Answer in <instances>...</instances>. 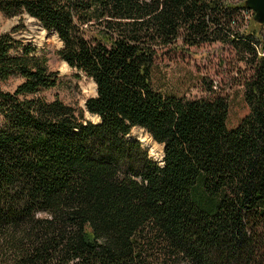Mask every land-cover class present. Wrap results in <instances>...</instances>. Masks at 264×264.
<instances>
[{
	"label": "trees",
	"instance_id": "1",
	"mask_svg": "<svg viewBox=\"0 0 264 264\" xmlns=\"http://www.w3.org/2000/svg\"><path fill=\"white\" fill-rule=\"evenodd\" d=\"M0 14L54 32L59 58L95 84L84 106L99 118L28 98L59 78L0 35V80L22 79L0 90V264H264V25L245 0H0ZM177 43H219L245 65L237 126L211 86L202 98L154 87Z\"/></svg>",
	"mask_w": 264,
	"mask_h": 264
},
{
	"label": "rangeland",
	"instance_id": "2",
	"mask_svg": "<svg viewBox=\"0 0 264 264\" xmlns=\"http://www.w3.org/2000/svg\"><path fill=\"white\" fill-rule=\"evenodd\" d=\"M264 32V30H263ZM11 33L23 44H31L38 55L48 60L49 68L57 74L59 82L56 87L41 90L28 98H41L51 102L55 98L65 105L83 112L87 117L85 101L96 95L95 84L83 74L68 67L57 55L61 42L54 32H47L34 19L23 16L6 18L0 14V35ZM246 67L239 62L233 50L219 43L206 44L200 47L185 48L180 43L169 49L157 59L153 74L154 87L163 94H174L187 98H202L208 95L211 86L214 92L227 96L230 112L228 127L237 126L248 113L244 101L242 79L247 75ZM22 79L12 77L7 81L0 80V90L12 93L21 84ZM129 139L139 141L149 156L159 163L163 158V147L155 143L144 130L134 128ZM149 141L153 151L144 141Z\"/></svg>",
	"mask_w": 264,
	"mask_h": 264
},
{
	"label": "water",
	"instance_id": "3",
	"mask_svg": "<svg viewBox=\"0 0 264 264\" xmlns=\"http://www.w3.org/2000/svg\"><path fill=\"white\" fill-rule=\"evenodd\" d=\"M245 7L252 13V18L256 23L264 25V0H245Z\"/></svg>",
	"mask_w": 264,
	"mask_h": 264
},
{
	"label": "bare ground",
	"instance_id": "4",
	"mask_svg": "<svg viewBox=\"0 0 264 264\" xmlns=\"http://www.w3.org/2000/svg\"><path fill=\"white\" fill-rule=\"evenodd\" d=\"M87 114H88V113H87ZM88 116H89V117L91 116L90 118H91V120H93L94 122H97L98 119H99L98 117H97V118H98V119H97L95 116H92V115H90V114H88L87 117H88ZM89 117H88V118H89ZM89 120H90V119H89ZM93 121H92V122H93ZM144 143L146 144V146H149V147L151 148V150L153 151V147H152V145H151V143H150L149 141H146V140H145Z\"/></svg>",
	"mask_w": 264,
	"mask_h": 264
}]
</instances>
